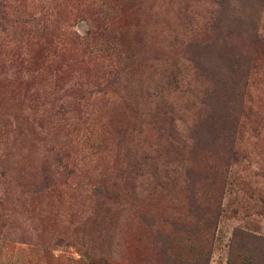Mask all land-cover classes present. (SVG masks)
Listing matches in <instances>:
<instances>
[{
	"label": "rangeland",
	"instance_id": "374dc122",
	"mask_svg": "<svg viewBox=\"0 0 264 264\" xmlns=\"http://www.w3.org/2000/svg\"><path fill=\"white\" fill-rule=\"evenodd\" d=\"M0 264H264V0H0Z\"/></svg>",
	"mask_w": 264,
	"mask_h": 264
},
{
	"label": "trees",
	"instance_id": "16d2710c",
	"mask_svg": "<svg viewBox=\"0 0 264 264\" xmlns=\"http://www.w3.org/2000/svg\"><path fill=\"white\" fill-rule=\"evenodd\" d=\"M19 20V17H18ZM106 31V27L105 26H100L98 27L94 33H93V38H97L99 34H102ZM97 86H101L100 84H96Z\"/></svg>",
	"mask_w": 264,
	"mask_h": 264
}]
</instances>
